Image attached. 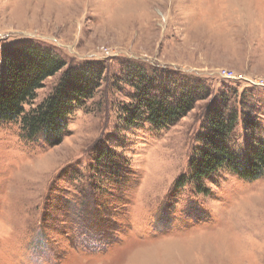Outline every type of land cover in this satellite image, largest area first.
I'll use <instances>...</instances> for the list:
<instances>
[{"label": "rangeland", "instance_id": "374dc122", "mask_svg": "<svg viewBox=\"0 0 264 264\" xmlns=\"http://www.w3.org/2000/svg\"><path fill=\"white\" fill-rule=\"evenodd\" d=\"M29 44L64 66L26 113L72 70L103 71L59 135L31 138L22 117L0 121V264L264 262V176L222 168L200 191L177 185L213 102L238 111L233 150L264 138V0H0V58ZM134 76H153L145 87L167 99L195 83L210 94L168 128L145 113L130 123ZM247 118L256 135L246 136Z\"/></svg>", "mask_w": 264, "mask_h": 264}, {"label": "trees", "instance_id": "16d2710c", "mask_svg": "<svg viewBox=\"0 0 264 264\" xmlns=\"http://www.w3.org/2000/svg\"><path fill=\"white\" fill-rule=\"evenodd\" d=\"M0 60V121L22 117L24 130L31 138L42 130L46 137H50L51 133H62L67 126L68 115L74 106L92 96L103 71L101 63H90L72 70L68 79H64L52 95L26 113L24 104L36 98L43 82L59 71L64 63L54 57L52 51L33 44L4 48ZM153 79V76L150 80H145L144 76L142 80L137 76L130 79L138 91L137 106L130 113V123L141 119L145 113L148 122L158 128H168L193 110L196 103L206 96L202 92H208L203 85L194 87L195 83L191 89L179 92L176 100L167 99L161 93L151 94L145 87ZM227 104L213 102L209 107L207 131L202 137L201 146L191 159L189 173L180 177L177 185L184 186L187 179L197 182L196 188L200 191L202 178L222 168L229 169L242 179L254 180L264 176V138L254 139L245 153L239 154L233 150L229 135L234 131L238 111ZM126 122L129 123V118ZM244 122L251 130L246 131V136L258 133L257 128L260 127L255 119L247 118ZM59 139L52 144H58Z\"/></svg>", "mask_w": 264, "mask_h": 264}, {"label": "bare ground", "instance_id": "6f19581e", "mask_svg": "<svg viewBox=\"0 0 264 264\" xmlns=\"http://www.w3.org/2000/svg\"><path fill=\"white\" fill-rule=\"evenodd\" d=\"M261 222H262V221H261ZM255 225H256V224H255ZM262 243H263V240H262ZM259 245H261V244H259ZM258 247H259L260 249H257ZM262 249H264V245H263V248H262ZM254 250H255V248H254ZM254 250H253V251H254ZM256 250L260 251V250H261V247H260V246H257V247H256ZM242 251H243V250H242ZM256 252H257V251H256ZM256 252H254V256L257 258V255L255 254ZM242 254H243V253H242ZM245 255H247V253H246ZM248 255H249V254H248ZM240 257H242L241 253H240V255H239V258H240ZM249 257H251V255H250ZM262 257H263V256L258 257V258L261 259ZM242 258H243V257H242ZM242 258H241L240 260H243ZM244 258H245V256H244ZM258 258H257V259H258ZM263 258H264V257H263ZM245 259H246V258H245ZM260 259H259V260H260ZM238 260H239V259H238ZM245 261H246V260H245ZM256 261H257V262H256ZM256 261H255L256 264H264V262H263V263H259L258 260H256ZM260 261H261V260H260ZM235 262H236V261H235ZM241 263H242V262H241ZM244 263H245V262H244ZM246 263H247V262H246ZM253 264H254V263H253Z\"/></svg>", "mask_w": 264, "mask_h": 264}, {"label": "built area", "instance_id": "2783aa9c", "mask_svg": "<svg viewBox=\"0 0 264 264\" xmlns=\"http://www.w3.org/2000/svg\"><path fill=\"white\" fill-rule=\"evenodd\" d=\"M225 77H231L232 75H224Z\"/></svg>", "mask_w": 264, "mask_h": 264}]
</instances>
